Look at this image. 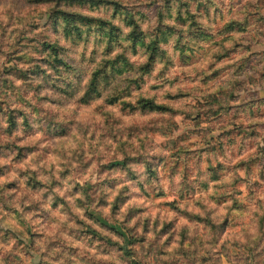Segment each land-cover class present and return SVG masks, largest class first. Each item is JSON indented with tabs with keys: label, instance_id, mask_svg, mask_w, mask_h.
I'll list each match as a JSON object with an SVG mask.
<instances>
[{
	"label": "rangeland",
	"instance_id": "rangeland-1",
	"mask_svg": "<svg viewBox=\"0 0 264 264\" xmlns=\"http://www.w3.org/2000/svg\"><path fill=\"white\" fill-rule=\"evenodd\" d=\"M59 8L113 21L119 41L94 24L64 39ZM130 16L164 39L137 81L149 50ZM55 41L86 73L117 53L136 65L82 102L71 68L25 86L13 63L53 59ZM0 264H264V0H0Z\"/></svg>",
	"mask_w": 264,
	"mask_h": 264
},
{
	"label": "trees",
	"instance_id": "trees-1",
	"mask_svg": "<svg viewBox=\"0 0 264 264\" xmlns=\"http://www.w3.org/2000/svg\"><path fill=\"white\" fill-rule=\"evenodd\" d=\"M31 1V0H29ZM51 21L50 24H56L60 25L62 28L61 36L66 39L65 36L69 35H77L80 37L82 33V29L80 26H86L89 28L92 24L95 25V27L100 30V32H103L105 36H107V49L111 50L112 48V42H118L119 41V27L117 24H114L111 20H103L102 17L97 16H91L86 13H83L81 11H68L64 8L58 9L53 11L52 14L48 15ZM129 31L127 34V39L129 40V43L132 47L138 46H145L146 49L149 50V59H146L144 62L138 64V67L134 68L136 69L135 72L139 73L140 75L137 76V78L132 79V81H137L140 79L141 75L143 73H147L154 60L152 58H155L157 44L159 41H162L164 39H160L159 35L155 32L153 36L150 38H143L142 36V30L140 29L138 23L133 19L132 16H130L127 19ZM102 28V29H101ZM63 33V34H62ZM56 43H43L42 44V50L47 48L48 54L53 59H30L27 62H23V64L20 66L17 63H13L14 70L16 71V77L20 78L24 81L25 86H45L46 84H49L51 87L53 86V83L51 81L59 80L60 77H64L67 79L68 77L64 74L65 69H74V77L79 82H81L82 85H79V89L76 91V95L78 96L79 102H82L84 99L91 98L92 94H98L99 93V83L101 80L108 81L110 78L116 79L115 76H121L125 73V71L131 70L136 64L132 63L122 53H117L116 56L113 59H100L97 63H95V67L90 69V73H86V69L83 71L78 68H72V62L75 61V59H59V55L61 54V47L58 46V41H55ZM69 60V61H68ZM78 62V61H77ZM84 63V61H83ZM85 64V63H84ZM61 67V68H60ZM108 78V80H107ZM69 81L65 83V86L69 89H71L72 86V80L68 79ZM112 81V79H111ZM56 82H54V85ZM21 87V85H19ZM82 90V91H81ZM81 91V92H80ZM80 92V93H79ZM21 96V95H20ZM22 99V97H20ZM116 102V96L111 95L108 99V104H113ZM8 104V103H7ZM125 104V103H124ZM130 107L139 108L143 110H154L161 107L159 103H157L153 98H139L135 105H129ZM17 110L10 109V107L7 106V115L9 119V123L7 125V129L9 128V131L11 130H17L18 127V120L16 119V115L13 112ZM18 113V112H17ZM22 114V113H21ZM22 120L26 127L30 128L31 121L28 119L27 116H22ZM6 129V130H7ZM125 160L123 159H113L111 162V165L115 166H121L125 165ZM147 194V193H146ZM120 196V195H119ZM117 197L114 198L116 200ZM115 205V204H113ZM175 205V204H174ZM116 206V205H115ZM114 206V207H115ZM136 207L130 206L125 208L123 212H120L124 215H130L132 212H135ZM139 210V208H138ZM100 217H95L96 220H98ZM105 219V218H104ZM106 220V219H105ZM101 223V222H100ZM102 225H106L105 223H101ZM120 227V225H118ZM113 230L117 231L118 234L122 237V241L124 247H120L124 249V253H129L128 249H126L127 244L133 243L136 239L133 238V236H129V233H125L122 231V229H118L116 225L111 226ZM122 228V226L120 227ZM92 234L94 236H98L99 238H103L107 241V243L112 242L110 239L106 237H102L96 230H92ZM137 242V241H136Z\"/></svg>",
	"mask_w": 264,
	"mask_h": 264
}]
</instances>
